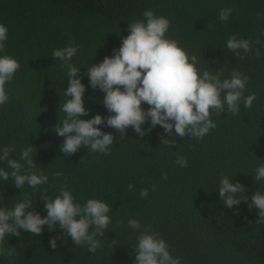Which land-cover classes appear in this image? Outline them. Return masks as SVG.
Returning <instances> with one entry per match:
<instances>
[{
	"label": "trees",
	"instance_id": "trees-1",
	"mask_svg": "<svg viewBox=\"0 0 264 264\" xmlns=\"http://www.w3.org/2000/svg\"><path fill=\"white\" fill-rule=\"evenodd\" d=\"M229 7L231 15L221 21L220 10ZM147 9L170 20L167 35L197 56L201 71L223 69L222 79L233 69L248 75L244 95L256 94L251 108L241 103L239 115L213 113L216 127L202 139L168 137L159 125L142 137L131 127L122 135L99 125L116 136L108 154L81 146L65 156L64 137L55 125L66 115L62 106L68 99V78L53 50L79 45L70 63L80 68L86 86L84 105L90 111L81 119L98 113L106 117L105 93L90 86L87 67L113 55L129 34V22L143 19ZM0 23L8 28L0 55H12L20 63L5 85L9 99L0 105V150L14 145L11 158L19 160L22 149L31 144L37 169L49 177L35 192L27 184L16 188L11 177L0 178V208H12L26 192L34 210L46 216L41 194L46 191L54 198L57 186L65 184L76 202L95 198L111 208V223L104 236L97 237L103 246L95 253L87 245L76 246L58 226L50 231L45 225L39 235L23 229L19 237L6 235L5 247H14L16 254L0 256V264H134L133 247L145 228L159 233L181 264H264V222H257L258 209L248 206L257 190L264 193V179L253 178L256 167L264 164V0H0ZM233 35L253 41L252 51L243 58L227 49ZM257 38L259 44L254 43ZM162 134L175 139V145H163ZM177 156L187 159L186 167L176 163ZM6 167V161H0V168ZM56 172L62 175L54 176ZM225 175L244 185L245 193L237 196L248 200L232 208L224 205L218 190ZM129 184L135 188L129 190ZM144 188L147 197L140 196ZM129 219L138 220L142 228H130Z\"/></svg>",
	"mask_w": 264,
	"mask_h": 264
},
{
	"label": "clouds",
	"instance_id": "clouds-1",
	"mask_svg": "<svg viewBox=\"0 0 264 264\" xmlns=\"http://www.w3.org/2000/svg\"><path fill=\"white\" fill-rule=\"evenodd\" d=\"M231 13L230 7L222 8L219 19L227 21ZM170 23L167 17L157 16L151 9L145 10L143 19L129 22V34L122 37V43L113 50V55L87 67L90 86L105 93L103 104L110 113L106 117L98 113L90 119H81L90 111L84 105L86 86L78 75L80 68L70 63L79 45L71 44L53 50L52 57L64 62L68 78V87L64 92L68 99L62 106L66 115L62 122L55 125L56 133L64 137L61 151L65 156L74 155L81 146L92 152L108 154L116 136L103 131L99 125L111 127L122 135H126V130L131 127L141 137L159 125L168 137L202 139L216 127L211 118L213 113L220 115L227 110L239 115L241 103L245 108H251L256 94L244 95L250 77L238 69H233L230 77L223 79V69L201 71L197 56L189 54L178 39L167 35ZM7 40L8 28L0 23V52H4ZM254 43L259 44V38ZM252 44L253 41L237 39L235 35L227 39V49L241 58L252 51ZM255 55H260L258 48ZM19 69L18 59L9 54L0 55V105L8 101L5 85ZM144 104L148 105L147 109ZM145 123H149V128H142ZM160 139L169 148L175 145V139L169 140L163 134ZM15 150L14 145L0 150V161H6L7 166L0 168V178L7 181L11 177L16 188L22 189L27 184L34 192L39 186L47 184L48 175L43 169H37L33 158L35 147L30 144L22 149L19 160L11 158ZM176 163L186 167L188 161L183 156H177ZM53 175L59 177L62 173ZM163 178L167 179V175L163 174ZM253 178L255 181L264 179V164L256 167ZM57 187L59 194L54 198H50L46 191L40 196L46 216L42 217L34 210L32 196L26 192L12 208H0V256L13 257L16 254L14 247H5L6 235L19 237L21 229L39 235L45 225L50 231L58 226L76 246L87 245L91 253L103 246L97 237L104 236L111 223L109 204L95 198L80 204L66 184ZM128 188L132 190L135 185L129 184ZM148 191L147 188L142 189L140 196L147 197ZM245 191L244 185L234 183L226 175L220 180L218 194L227 208L248 200L246 195L242 198L237 196ZM248 206L249 209H258L257 222H264V193L257 190ZM127 223L134 230L142 228L136 219H129ZM137 241L133 247L134 264H181L179 257L170 254L168 243L159 233L145 228ZM50 245L53 249L57 247L56 238L50 240Z\"/></svg>",
	"mask_w": 264,
	"mask_h": 264
}]
</instances>
